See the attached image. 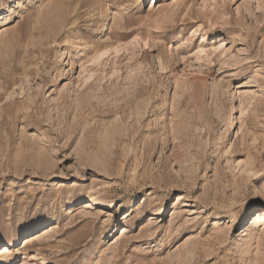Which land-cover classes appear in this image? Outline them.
<instances>
[{
  "label": "rangeland",
  "instance_id": "374dc122",
  "mask_svg": "<svg viewBox=\"0 0 264 264\" xmlns=\"http://www.w3.org/2000/svg\"><path fill=\"white\" fill-rule=\"evenodd\" d=\"M153 1L0 0L12 264H264V0Z\"/></svg>",
  "mask_w": 264,
  "mask_h": 264
},
{
  "label": "bare ground",
  "instance_id": "6f19581e",
  "mask_svg": "<svg viewBox=\"0 0 264 264\" xmlns=\"http://www.w3.org/2000/svg\"><path fill=\"white\" fill-rule=\"evenodd\" d=\"M157 1L158 0H154L153 2H155V3H153L154 4V6L156 5V3H157ZM56 37V36H55ZM54 37V38H55ZM232 93H235V91H234V89H233V91H232ZM232 111H233V106H232ZM232 120V124H233V118L231 119ZM262 177H264V171H259V176H258V178H262ZM261 187V189L264 191V185H261L260 186ZM88 201L89 200V202L91 201V199L89 198V197H87V198H85V199H83V201ZM94 202V201H93ZM96 202V201H95ZM253 221H264V211H261V212H258V213H255V215H254V217H253ZM30 238V237H29ZM15 241H16V239H12V240H10V241H8V242H6V247L4 246V247H1L0 248V264H12V260L10 259V255L12 254L11 253V247L15 244ZM11 243V244H10Z\"/></svg>",
  "mask_w": 264,
  "mask_h": 264
}]
</instances>
